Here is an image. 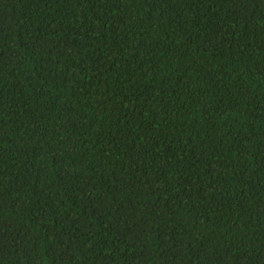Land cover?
Here are the masks:
<instances>
[{
  "label": "trees",
  "instance_id": "16d2710c",
  "mask_svg": "<svg viewBox=\"0 0 264 264\" xmlns=\"http://www.w3.org/2000/svg\"><path fill=\"white\" fill-rule=\"evenodd\" d=\"M0 264H264V0H0Z\"/></svg>",
  "mask_w": 264,
  "mask_h": 264
}]
</instances>
